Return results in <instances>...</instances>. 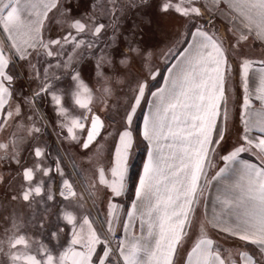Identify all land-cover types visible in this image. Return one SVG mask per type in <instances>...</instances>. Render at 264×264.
<instances>
[{"label": "snow or ice", "instance_id": "1", "mask_svg": "<svg viewBox=\"0 0 264 264\" xmlns=\"http://www.w3.org/2000/svg\"><path fill=\"white\" fill-rule=\"evenodd\" d=\"M49 124L73 167L97 158L86 198L41 146ZM0 132V264H264V0H0Z\"/></svg>", "mask_w": 264, "mask_h": 264}, {"label": "crops", "instance_id": "2", "mask_svg": "<svg viewBox=\"0 0 264 264\" xmlns=\"http://www.w3.org/2000/svg\"><path fill=\"white\" fill-rule=\"evenodd\" d=\"M189 28L191 27V25L188 26ZM194 30V29H192ZM259 65H255L254 68L258 69ZM161 75L158 77V80L156 82V84L151 87L153 90H155L158 87L163 86V77L167 75V71H166V67L161 69ZM256 85V79L255 77H253L252 79V83H251V87H255ZM26 90V89H25ZM242 92V90H239ZM238 102H239V98H238ZM253 103L256 104L258 106V101H255V99L253 98ZM147 112V106L145 105L138 114L137 119L134 118V124H133V128L135 129L134 131V148H133V158L129 159V171H128V178H127V182H128V187H129V192H128V196L122 198V200L120 201V203L122 204L123 209H128L130 208V204H131V198H134V187L136 185H138L139 182V176L143 173V166L144 163L147 160V152H148V144L147 141H145L142 137V135H140V131L143 128V119H144V115ZM49 127V126H48ZM47 127L48 134H49V129ZM6 132H0V143H7L8 139L5 136ZM23 134V133H20ZM49 138V137H48ZM235 141V137L233 136L232 138H230L225 144H224V148L225 149H230L232 143H234ZM47 144V152L49 153L51 150L54 151V141L52 142V140L49 138V142L46 141ZM51 157L52 155L49 154ZM242 158L243 159H247V160H253L254 157H252L250 154H242ZM64 162H66V165H70L69 161L67 159L64 160ZM91 162H80V164H78V174L76 176V179L78 181V185L79 188L82 191V194L85 196V198L87 197V193L84 191V185H82L80 183L81 180H83L85 182V184L87 183H92L95 184L96 180L93 179L92 175L95 171V169L98 167V163H96V165L94 164L92 169L89 170L88 168H91L92 164H90ZM71 166V165H70ZM220 166L222 167V163L220 164ZM73 173H77L74 169H73ZM76 175V174H75ZM226 178L228 179L229 182H233L236 177L229 173L227 174ZM218 187H221L220 183L218 181H214L213 182V188H212V195L210 196L209 202H208V212L209 214H211V208H212V199L214 198L216 189ZM90 203V202H89ZM219 207V206H217ZM93 215H95V212L93 211ZM31 236L33 235L32 232ZM123 233L121 232V235ZM137 235H139V229L137 228ZM38 239V236L36 237ZM39 239H42V237H39ZM63 248L67 247V240H63Z\"/></svg>", "mask_w": 264, "mask_h": 264}, {"label": "rangeland", "instance_id": "3", "mask_svg": "<svg viewBox=\"0 0 264 264\" xmlns=\"http://www.w3.org/2000/svg\"><path fill=\"white\" fill-rule=\"evenodd\" d=\"M151 11H152V14H153L154 18L156 19L157 24H159L161 27H163V25L165 23H168L167 21L161 20L159 17H157L156 14H155V10L154 9L151 10ZM130 22L131 21H129V23ZM153 39H158V37H154ZM149 42H151V41H149ZM161 69H160V71H161ZM84 70H85V77L87 78L88 68H87L86 65L84 66ZM158 77L155 80L151 81V87H153L156 84V82L158 80ZM100 105H101V98L98 96L95 99L94 103L92 104V107L95 109V108H99ZM40 107L50 117H54L55 116V114L52 112V107L53 106L48 102L47 99L40 101ZM65 107L67 109V116L63 118V122L65 124H70L71 119L73 117H75V116H78L80 110L78 109V107L74 106L71 102H67V101L65 102ZM138 114H139V111H138V113H137V115L135 117L136 119L138 117ZM54 127H55V125L49 124V127H48L49 134H48V131H47V134L41 137V146H43V144L46 141L49 142V138L52 140V142L54 141V151L51 150L49 152V154L52 155V158L63 157V160L67 159L69 161V164L71 166L70 165L69 166L66 165V162H64V167H65L66 171L68 172L70 179L73 180V181H76L77 190L80 192L81 195H83L81 189L79 188L78 181L76 179V176L78 174V164H80V162H85V163L89 162V160L87 158H83L82 159L79 155H77L76 159L74 161L75 167H73V162L70 161L68 156L65 154V148L68 147V142L63 140V136H61L60 139L57 138V132H59L60 129H59V127H55V130H54ZM20 133L26 134L24 132V130H20ZM5 136L8 139L7 141H9L10 136H9L8 132L5 133ZM58 154H59V157H58ZM133 157L134 156H133V153H132L131 156H130V159H132ZM96 163H98L97 158L93 157V159H92V161L90 163V164H92V166H91V168H88V169L91 170L93 165L94 164L96 165ZM73 169L77 172V173H75L76 175L73 173ZM93 172H94V170H93ZM92 175H94V173ZM29 236H31L30 232H29ZM38 239H39V236H38ZM42 240H43V242L45 244H47L49 246L50 249H52L54 255L58 254V251L63 250V242H64L63 240L59 244H57L55 241L50 240L47 235L43 236Z\"/></svg>", "mask_w": 264, "mask_h": 264}]
</instances>
